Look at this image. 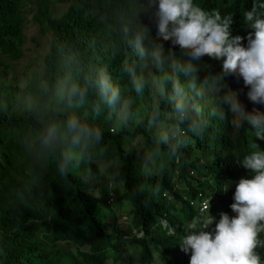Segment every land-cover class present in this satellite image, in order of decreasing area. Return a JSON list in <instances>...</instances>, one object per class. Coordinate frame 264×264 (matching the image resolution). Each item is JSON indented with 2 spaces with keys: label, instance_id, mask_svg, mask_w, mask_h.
I'll return each instance as SVG.
<instances>
[{
  "label": "trees",
  "instance_id": "1",
  "mask_svg": "<svg viewBox=\"0 0 264 264\" xmlns=\"http://www.w3.org/2000/svg\"><path fill=\"white\" fill-rule=\"evenodd\" d=\"M260 2L194 0L230 15L232 34L242 37L243 13ZM154 11L148 0H0V264H189L179 243L207 217L202 204L210 200L213 218L232 215V182L247 175L240 161L253 144L264 150V140L237 127L222 98L234 91L246 110L254 105L236 78L212 85L217 61L193 62L190 76L174 70L186 58L157 38ZM28 15L50 45L41 75L20 95L1 73L23 58ZM128 69L143 80L139 93ZM100 73L119 90L114 106L101 98ZM176 80L198 108L183 122L173 110ZM70 119L99 130V140L73 144ZM256 251L264 257V247Z\"/></svg>",
  "mask_w": 264,
  "mask_h": 264
},
{
  "label": "clouds",
  "instance_id": "2",
  "mask_svg": "<svg viewBox=\"0 0 264 264\" xmlns=\"http://www.w3.org/2000/svg\"><path fill=\"white\" fill-rule=\"evenodd\" d=\"M148 3L149 7L155 8L157 38L168 42L171 48H178L186 58V63L173 65L174 70L190 76L194 72L193 62L204 57L219 62L221 73L212 79V85L229 76L242 81L247 89L246 99L254 107L246 110L234 91H228L222 103L237 118V127L246 125L256 141L264 140V111L255 107L264 108V0L243 13V23L249 29L243 37L232 34L230 15L222 17L219 13H208L194 0H148ZM143 40L144 33H137L135 47L141 56L144 55ZM151 56L155 66H162L160 45L154 47ZM128 71L133 75V87L139 93L143 89V80L136 78L131 69ZM96 84L105 103L109 106L117 104L119 90L113 87L106 74H98ZM73 94L83 98L78 89H73ZM173 110L181 122L190 113L198 112L195 104L187 103L178 80L173 83ZM66 127L74 133L73 144H78L81 137L100 138L99 130L83 127L76 119L68 120ZM200 127L202 125L194 124L191 130L197 131ZM161 140L166 142L168 135H162ZM240 167L247 175L232 182L234 192L229 205L232 215L221 212L218 219L213 218L209 214L210 200L205 201L207 217L202 219L198 229L190 230L181 239L179 247L189 256V264H264V257L256 251L264 247V239H258L264 235V150L253 144V150L244 155Z\"/></svg>",
  "mask_w": 264,
  "mask_h": 264
},
{
  "label": "rangeland",
  "instance_id": "3",
  "mask_svg": "<svg viewBox=\"0 0 264 264\" xmlns=\"http://www.w3.org/2000/svg\"><path fill=\"white\" fill-rule=\"evenodd\" d=\"M65 9L59 7L57 15H60ZM24 38L23 58L19 62L13 63L9 71L1 73L2 79L10 86L17 88L20 95H22L25 85L32 76L41 75L43 58L47 54L50 45V34L41 31L39 25L32 21L31 15L26 17ZM120 113L119 120H125L126 108H123ZM134 120H137V117ZM204 210L201 206L200 211ZM132 257L136 258L135 255Z\"/></svg>",
  "mask_w": 264,
  "mask_h": 264
},
{
  "label": "built area",
  "instance_id": "4",
  "mask_svg": "<svg viewBox=\"0 0 264 264\" xmlns=\"http://www.w3.org/2000/svg\"><path fill=\"white\" fill-rule=\"evenodd\" d=\"M204 205H205V203H203V204H202V206H203V209H206V208L204 207Z\"/></svg>",
  "mask_w": 264,
  "mask_h": 264
}]
</instances>
